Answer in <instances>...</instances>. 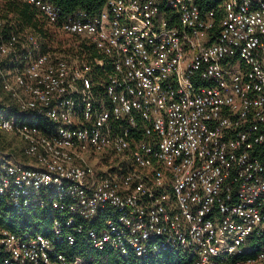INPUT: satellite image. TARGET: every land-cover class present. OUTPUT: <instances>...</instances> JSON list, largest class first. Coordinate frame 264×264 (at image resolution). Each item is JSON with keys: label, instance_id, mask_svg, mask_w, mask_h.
I'll return each instance as SVG.
<instances>
[{"label": "built area", "instance_id": "built-area-1", "mask_svg": "<svg viewBox=\"0 0 264 264\" xmlns=\"http://www.w3.org/2000/svg\"><path fill=\"white\" fill-rule=\"evenodd\" d=\"M19 1L76 50L0 18V264H264V0Z\"/></svg>", "mask_w": 264, "mask_h": 264}, {"label": "trees", "instance_id": "trees-1", "mask_svg": "<svg viewBox=\"0 0 264 264\" xmlns=\"http://www.w3.org/2000/svg\"><path fill=\"white\" fill-rule=\"evenodd\" d=\"M60 10V15L71 16L79 11H83L88 15L97 14L103 7L105 0H46ZM203 9H209L213 6L212 0H198ZM0 18L4 20L2 32L8 35L11 32H28L29 28L35 27L34 16L36 9L19 0H0ZM1 90V89H0ZM1 109V104H0ZM5 136L0 134V149L8 146L5 141ZM41 219L44 224H39ZM51 217L37 212H31L25 216L19 217L16 220L5 219L1 224L13 230L21 232L23 229L31 228L34 231H47L44 227H48ZM79 256L92 258L95 256L101 257L100 264H120V260L116 254L107 252L95 251L85 240L84 237H78L76 246L69 252ZM143 264H191V261L186 257L171 252H162L158 255L148 258L143 261Z\"/></svg>", "mask_w": 264, "mask_h": 264}, {"label": "rangeland", "instance_id": "rangeland-1", "mask_svg": "<svg viewBox=\"0 0 264 264\" xmlns=\"http://www.w3.org/2000/svg\"><path fill=\"white\" fill-rule=\"evenodd\" d=\"M1 5V3H0ZM34 21L36 23L35 27L29 28L28 31L35 34L38 38H40L45 43H48L49 45L55 47V48H63L70 54L75 53V48L73 46H68L67 44L62 43L63 39L61 37H48L47 32L44 30V23L40 17L34 16ZM4 95L0 90V101L3 99ZM7 138V144L8 146L11 144L13 147L19 146V140L15 136H6Z\"/></svg>", "mask_w": 264, "mask_h": 264}]
</instances>
